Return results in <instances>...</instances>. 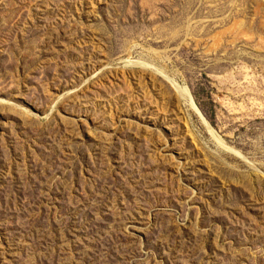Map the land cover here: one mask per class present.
<instances>
[{
    "label": "rangeland",
    "instance_id": "obj_1",
    "mask_svg": "<svg viewBox=\"0 0 264 264\" xmlns=\"http://www.w3.org/2000/svg\"><path fill=\"white\" fill-rule=\"evenodd\" d=\"M0 264H264V0H0Z\"/></svg>",
    "mask_w": 264,
    "mask_h": 264
},
{
    "label": "bare ground",
    "instance_id": "obj_2",
    "mask_svg": "<svg viewBox=\"0 0 264 264\" xmlns=\"http://www.w3.org/2000/svg\"><path fill=\"white\" fill-rule=\"evenodd\" d=\"M178 88L182 91V92H186L189 96H191L189 90L186 87H182V86H178Z\"/></svg>",
    "mask_w": 264,
    "mask_h": 264
}]
</instances>
